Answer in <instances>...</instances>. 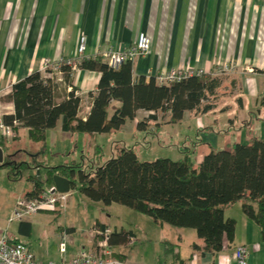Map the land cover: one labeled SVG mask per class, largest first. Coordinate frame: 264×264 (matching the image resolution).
<instances>
[{"label": "crops", "instance_id": "obj_1", "mask_svg": "<svg viewBox=\"0 0 264 264\" xmlns=\"http://www.w3.org/2000/svg\"><path fill=\"white\" fill-rule=\"evenodd\" d=\"M139 32L150 38V47L148 53L132 61L133 78L177 68L215 74L220 65H232L231 71L221 75L211 99L212 109L205 113L185 111L183 117L209 115L223 101L220 109L226 111L223 117L228 126L239 128V141L232 145L255 136L264 140V105L259 103L264 96V0H0V111L13 110L11 102L1 100L11 84L32 71H42L45 61L74 58L79 35L86 38L82 59L94 57L108 46H127ZM97 81L96 71L73 69L71 83L82 97L79 117L88 114L91 97L87 93L94 92ZM118 105L112 101L111 112ZM149 113L137 110L131 123ZM167 117L157 113L156 121L172 124ZM18 130L27 134L26 128ZM52 131L73 134L62 131L58 123L45 131V141ZM37 153L28 156L35 158ZM70 209L64 204L55 212L43 210L8 220L0 233L25 243L40 262L69 259L82 247L92 246L90 230L99 222L111 230L130 231L135 237L133 244L112 245L116 257L133 264H240L233 257L240 245L247 249L245 264H264L259 227L242 212L240 201L223 209L225 217L235 219V232L233 241H224L216 253L192 249V244L202 245L192 228L142 218L145 224L112 229L101 216L93 219L86 214L82 222L69 219L65 215ZM61 211L64 216L60 220ZM10 222L16 224L11 226ZM21 222L29 223L28 234ZM166 244L173 245L174 252H166Z\"/></svg>", "mask_w": 264, "mask_h": 264}, {"label": "trees", "instance_id": "obj_2", "mask_svg": "<svg viewBox=\"0 0 264 264\" xmlns=\"http://www.w3.org/2000/svg\"><path fill=\"white\" fill-rule=\"evenodd\" d=\"M76 68L98 73L96 89L87 93L91 106L84 118L78 116L82 97L71 83ZM220 83L221 75L212 72L169 83H157L154 76L133 78L132 61L125 60L111 68L97 54L80 59L75 68L61 64L56 73L45 67L11 84L1 100L11 102L13 110L4 114L3 119L8 124L16 121L15 131L26 128L28 139L42 148L45 131L58 123L67 133L94 134L118 130L135 118L137 110L150 112L136 123L142 129L157 120V113L168 116L172 123L180 121L185 111L205 113L212 109L211 99ZM114 100L119 105L108 115ZM259 103L264 105V96ZM3 139L0 137L4 153ZM14 155H4L0 167H6L12 178H18L29 166L17 162ZM78 166L70 163L48 167L36 163L32 167L38 173L27 177L32 186L25 196L37 197L44 190V183L51 184L54 174L66 176L71 180V189L77 188L92 201L119 203L148 215L156 223L194 229L202 245L192 244V249L210 253L220 251L224 241H233L236 221L225 217L223 209L240 201L242 212L258 225L264 242V140L259 137L234 143L227 149L211 150L197 165L188 155L177 160H139L131 148L120 147L114 156L90 172ZM42 168L44 178L38 179ZM20 226L25 234L29 233L28 222H21ZM94 226L106 227L99 222ZM130 235V231L123 229L111 230L108 241L111 245H124ZM165 251L174 252V246L166 244ZM174 256L177 257L176 253Z\"/></svg>", "mask_w": 264, "mask_h": 264}, {"label": "rangeland", "instance_id": "obj_3", "mask_svg": "<svg viewBox=\"0 0 264 264\" xmlns=\"http://www.w3.org/2000/svg\"><path fill=\"white\" fill-rule=\"evenodd\" d=\"M224 73L228 72L218 70L215 74ZM222 103L223 101L219 102L216 110L209 115L186 114L179 122L172 124L152 120L145 129L137 128L136 124L127 120L123 127L114 132L94 133L93 136L83 132L73 133L72 136L61 135L60 131H52L42 148L39 143L28 139L26 131L20 132L17 129L13 137L3 139L6 145L4 155L15 153L17 162L29 167L23 170L18 178H12L6 167H0V227L8 224L16 200L31 188L27 177L36 172L32 167L36 163H44L48 167L78 163L80 169L90 172L114 156L120 147L131 148L139 160H177L188 155L194 163L199 162L211 150L230 148L233 141H239V128L238 125L233 128L228 126V121L223 117L226 111L220 109ZM110 114L109 109L108 115ZM35 152H39V156L35 160L29 158L28 154ZM39 176L44 178L43 168L40 169ZM47 186L48 184L44 183V187ZM65 198L64 204L71 206L65 217L78 218L81 222L86 214L93 216V219L95 216H101L112 229H119L121 225L128 227L129 223L145 224L142 218L151 219L148 215L119 203L103 204L100 201H92L77 188L68 191ZM63 216L61 211L58 218L61 220ZM15 224L16 222H10L11 226Z\"/></svg>", "mask_w": 264, "mask_h": 264}, {"label": "built area", "instance_id": "obj_4", "mask_svg": "<svg viewBox=\"0 0 264 264\" xmlns=\"http://www.w3.org/2000/svg\"><path fill=\"white\" fill-rule=\"evenodd\" d=\"M86 38L79 35L76 45V56L74 58L59 59L57 62L43 63V69L50 67L53 72L58 73L61 64H66L75 68L76 62L80 61L85 48ZM150 47V38L144 33L139 32L135 40L123 47H111L103 49L99 53L111 68H117L123 61H133L136 57L148 53ZM232 65H220V72H229ZM202 73L200 70L192 69H170L158 72L154 78L157 83H169L180 80L189 75H198ZM70 88L68 87V90ZM11 111H0V137L10 138L15 134L14 125L16 121L8 124L4 121L3 115ZM53 185L45 187L37 196L30 198L28 196L19 197L15 206L11 211V220H20L38 211L55 212L60 209L66 200L67 193H59L52 191ZM111 229L108 227L100 228L94 226L90 230V235L94 238L93 245L87 248L82 247L74 256L69 259H61L58 261L49 260L47 262L37 261L30 248L23 242L12 241L4 233H0V264H133L115 256L112 245L108 241ZM127 245L135 242V237L130 235L127 237ZM64 242L61 239L60 247L63 249ZM233 257L240 264L246 263L247 249L245 246H237L233 252Z\"/></svg>", "mask_w": 264, "mask_h": 264}, {"label": "water", "instance_id": "obj_5", "mask_svg": "<svg viewBox=\"0 0 264 264\" xmlns=\"http://www.w3.org/2000/svg\"><path fill=\"white\" fill-rule=\"evenodd\" d=\"M4 153L0 147V164L3 163ZM38 173V171H36ZM40 179V176H38ZM51 184L53 185L52 191L59 193H67L71 189V180L66 176L54 174L52 176Z\"/></svg>", "mask_w": 264, "mask_h": 264}]
</instances>
